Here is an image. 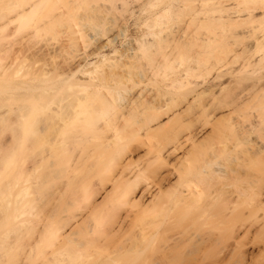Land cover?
<instances>
[{"label": "clouds", "instance_id": "9594fccd", "mask_svg": "<svg viewBox=\"0 0 264 264\" xmlns=\"http://www.w3.org/2000/svg\"><path fill=\"white\" fill-rule=\"evenodd\" d=\"M0 264H264V0H0Z\"/></svg>", "mask_w": 264, "mask_h": 264}]
</instances>
